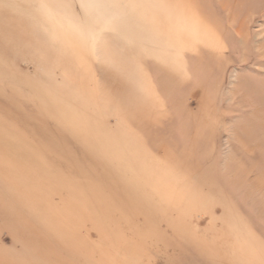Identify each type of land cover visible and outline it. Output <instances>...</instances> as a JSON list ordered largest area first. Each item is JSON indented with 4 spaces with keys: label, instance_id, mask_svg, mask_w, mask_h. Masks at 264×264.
<instances>
[{
    "label": "rangeland",
    "instance_id": "rangeland-1",
    "mask_svg": "<svg viewBox=\"0 0 264 264\" xmlns=\"http://www.w3.org/2000/svg\"><path fill=\"white\" fill-rule=\"evenodd\" d=\"M0 264H264V0H0Z\"/></svg>",
    "mask_w": 264,
    "mask_h": 264
}]
</instances>
